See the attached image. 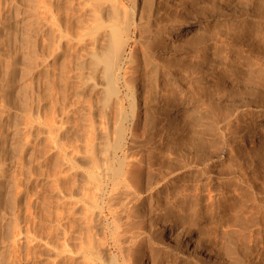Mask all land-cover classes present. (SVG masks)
Returning a JSON list of instances; mask_svg holds the SVG:
<instances>
[{
  "label": "rangeland",
  "instance_id": "374dc122",
  "mask_svg": "<svg viewBox=\"0 0 264 264\" xmlns=\"http://www.w3.org/2000/svg\"><path fill=\"white\" fill-rule=\"evenodd\" d=\"M81 1L0 0V264H59V182L67 175L71 183V147H89L86 117L94 150L113 128V101L105 107L99 93L85 92L77 129L73 30L80 12L95 9L104 34L124 9L121 0ZM157 1L149 34L196 26L165 48L151 43L156 58L172 61L163 63L176 76L165 89L175 92L182 82L193 102L183 131H139V147L162 148L167 162L159 180L170 179L168 189L143 195L144 220L174 225L177 264H264V119L257 135L247 126L264 114V0ZM140 41L132 43L139 67Z\"/></svg>",
  "mask_w": 264,
  "mask_h": 264
},
{
  "label": "bare ground",
  "instance_id": "6f19581e",
  "mask_svg": "<svg viewBox=\"0 0 264 264\" xmlns=\"http://www.w3.org/2000/svg\"><path fill=\"white\" fill-rule=\"evenodd\" d=\"M116 1L113 0V4L116 3L117 6ZM121 2L122 5L118 4L124 9L123 15L120 14L122 13L120 8L116 10L119 11L116 12V15L112 14L114 17L111 14L112 18L107 16L110 18V23L104 34H101L102 31L99 33L100 31L98 32L96 28V25L100 24V18L97 17L98 13L95 9L90 11V14L83 10L77 16V24L73 21L77 25V27L74 26L77 30H73L77 31L75 32L77 36L73 62V77L77 87L75 89L79 94V96H75L78 97L76 101L80 106L83 93H89L91 98L93 93H99L100 102L101 100L103 102L101 104L106 107L113 101L115 110H112L114 115L112 116L114 120L112 119L113 122H111L113 124L112 131L104 132L103 147L99 150H94L92 147L94 126L90 117H86L91 128H88L90 129L89 143L87 144L89 147H71L73 149L70 167L72 170L71 183L68 184L67 175L64 174H62V176L64 175L63 179L59 182L60 207H62L61 210L63 209L61 217H59V238H57L60 248L59 264H177L180 259L174 255V252L180 253L181 248L175 244L174 225L167 222L166 225L162 224L160 220L156 222V218L153 216L147 221L144 220L143 195L147 194L151 199L156 192L168 189L170 179H165L163 183H161L162 180H159V177L162 176L161 167L164 166V162H167L162 148L153 147L148 150L143 149L142 145V148L139 147V139L143 137V135L139 136V131L143 128L149 129V127L156 131L184 130L187 123L185 116L191 110L193 93L188 89H183V83L179 81H177L178 86L175 84L178 90L174 89L175 92H173V88H171L170 91H167L168 88L165 85L167 79H172L175 74L172 75V70L170 71L164 65L169 62L165 63L163 58V62H161V57L156 58L151 49V45H153L151 43L154 42L165 48L170 42L184 37L196 26L185 24L180 29L168 26V23L164 22L167 26H159L156 28V32L149 34L145 27L149 28L151 19L157 15L158 1L121 0ZM125 2L130 4L129 10L124 8ZM260 4L262 3L260 2ZM110 8L109 10H112L113 7ZM187 8L183 7L182 9L187 12ZM89 9L87 10L89 11ZM118 14L123 16L122 19ZM140 28L145 29L141 30ZM139 30L148 31V36L144 37ZM176 31L177 33H175ZM51 40L53 39L51 38ZM139 41L141 44L143 43V47L140 46V48L143 49V55L145 54L140 67L139 59L136 60L134 55V44L136 43L137 47ZM193 47L195 46L193 45ZM91 98L87 99V101L89 100V109H86L87 113L89 110L87 116L91 115L90 108L93 107ZM93 99L95 98L93 97ZM85 101L84 104L87 102ZM81 110L80 106L76 112L77 129L81 128ZM95 116L93 114V118ZM107 116L106 118H108ZM262 119H264V114L255 116L247 125L249 132L257 135L260 132ZM82 139L84 138L82 137ZM244 141H247V138ZM178 148L180 149V147ZM201 149L203 148L201 147ZM197 160L199 161V159ZM62 173L66 174L67 171ZM160 174L161 176H159ZM187 250L185 249V251Z\"/></svg>",
  "mask_w": 264,
  "mask_h": 264
}]
</instances>
